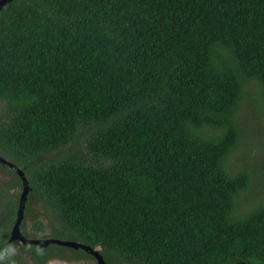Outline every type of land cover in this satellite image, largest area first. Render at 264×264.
<instances>
[{
    "label": "trees",
    "instance_id": "1",
    "mask_svg": "<svg viewBox=\"0 0 264 264\" xmlns=\"http://www.w3.org/2000/svg\"><path fill=\"white\" fill-rule=\"evenodd\" d=\"M247 98L264 120V0H14L0 11V157L28 179L27 216L35 196L51 238L100 247L108 263L264 264V175L230 166L251 134ZM81 125L111 166L46 159ZM250 192L260 202L239 214ZM52 247L23 252L46 264L67 250Z\"/></svg>",
    "mask_w": 264,
    "mask_h": 264
},
{
    "label": "rangeland",
    "instance_id": "2",
    "mask_svg": "<svg viewBox=\"0 0 264 264\" xmlns=\"http://www.w3.org/2000/svg\"><path fill=\"white\" fill-rule=\"evenodd\" d=\"M3 107L4 103L1 102L0 121L2 120L1 118L6 117L4 109L2 110ZM258 110L259 103L250 102L247 98L245 101L244 109L240 113V120L244 125V128H246V130H248V133L251 134L249 135V140L244 142L242 150L240 149V151L235 154L234 158L230 162V166L233 171H238L239 169H241L242 160L243 164L246 167L245 169L256 170L258 168L264 175V135L259 134L258 131L263 130L257 128L260 123H263L262 121L264 120L259 118ZM91 136L92 130L88 126L81 125L78 137L74 142H71L64 147L57 149L50 155H46V159H58L71 153L69 155H71V158L74 160L76 159L73 157L76 156L77 159L86 161L89 164L99 165L102 167L111 166L112 161L103 160L89 153L87 144ZM242 153L244 155L240 159V155ZM38 162L42 163L43 159L38 160ZM260 184L264 189V177H260ZM22 191V183L19 181L16 175L11 174L0 165V194L2 196V198H0V239L4 240V243L9 240L10 232L12 236L14 225L13 222L9 223L7 218L3 219V216L7 214V211L5 210L3 205H6V203H8L9 201H15L17 199L19 200L21 193H23ZM31 198L32 214L38 217V220L42 222L45 227L44 236L49 238L51 235H53L54 227L56 226L49 222V215L42 201L35 196H32ZM260 199L261 195L257 194L256 192H250L246 195H243L242 199L240 200L241 204H239L238 213H245L254 205L255 202L259 201ZM33 223L34 221L32 219H29L26 223V226H24L23 231L25 233L29 232L28 236L30 238L38 239L39 235H37V233L32 230ZM59 238L63 240L66 239L65 236H59ZM65 253H67L65 255L67 259L65 256H63L61 259H54L49 261L48 264H97L91 258L88 260L80 259V261L78 260V262H72L69 259L70 257H73L71 256L72 252L67 250ZM6 255L9 257L6 261L7 264L8 262H16L17 264H35V260L33 258L34 254L32 252L27 254L22 253V247L20 245H18V247H16L13 252L6 250Z\"/></svg>",
    "mask_w": 264,
    "mask_h": 264
},
{
    "label": "water",
    "instance_id": "3",
    "mask_svg": "<svg viewBox=\"0 0 264 264\" xmlns=\"http://www.w3.org/2000/svg\"><path fill=\"white\" fill-rule=\"evenodd\" d=\"M14 0H0V11H2L10 2ZM0 163L7 164L9 165L12 169H14L16 172L20 174L22 177V180L24 182V190L20 198V204H19V209L17 212V222L13 230V235L11 238V241L14 240H21L26 246H39V248H45L48 247L50 244H57L60 246L68 247V248H74V249H82L88 254L94 256L99 264H107V262L104 259L103 254L101 253V248L100 247H92L85 245L80 242L76 241H63L59 239H49V240H26L24 236L21 235L20 233V226L22 221L24 220L25 217V208H26V203L28 201L29 193L31 192V188L29 186L28 179L25 177L24 172L17 168L15 165H13L11 162L8 160H5L4 158L0 157Z\"/></svg>",
    "mask_w": 264,
    "mask_h": 264
},
{
    "label": "flooded vegetation",
    "instance_id": "4",
    "mask_svg": "<svg viewBox=\"0 0 264 264\" xmlns=\"http://www.w3.org/2000/svg\"><path fill=\"white\" fill-rule=\"evenodd\" d=\"M0 165L2 166V165H4V166H6L7 164H3V163H0ZM10 169H12L9 165H7ZM3 167V166H2ZM5 169V168H4ZM13 171H15L14 169H12ZM9 172H10V170H8ZM11 173V172H10ZM15 175H16V177L19 179V181L22 183V186H23V190H24V182H23V180H22V177L20 176V174L18 173V172H16L15 171V173H14ZM23 192V191H22ZM21 195H22V193H21ZM21 197V196H20ZM19 201H20V199H19ZM27 204V203H26ZM18 212V211H17ZM35 218H38V217H36L35 215H33V216H30V215H26V210H25V217H24V220L22 221V223H21V226H20V233H21V235L22 236H24L25 238H26V240H32V241H36V240H49V239H55V238H51V236L48 238V237H45L44 236V232H42V233H40L38 230H36L35 229V227H34V223H33V231L34 232H36L37 233V235H39V238L38 239H32V238H30L29 236H28V233L29 232H27V233H25L24 231H23V228H24V226H26V223H27V221L29 220V219H32L33 221L35 220ZM48 220H49V218H48ZM16 222H17V214H16V216H15V219H14V221H13V230H14V227H15V225H16ZM49 222L51 223V224H53L50 220H49ZM53 225H55V224H53ZM45 228V227H44ZM13 230H12V235H13ZM11 238H12V236H11V232H10V236H9V240L8 241H6L5 243H4V245H5V250H9L10 252H13L14 251V249L16 248V247H18V245H20L21 247H22V253H24L23 252V250H24V248L23 247H28V248H37L38 250H42V249H48V251L49 252H52V253H56L55 251L56 250H53L52 248V246L53 245H56V246H59V247H64V246H60V245H57V244H50L48 247H45V248H39V246H26L21 240H14V241H11ZM60 240V239H59ZM52 247V248H51ZM64 248H67V250H69V251H71L72 253H71V256H73V257H70L69 259H70V261H72V262H74V261H76V262H78V260L80 261V259H85V260H88V259H93L97 264H99L98 263V261H97V259L94 257V256H92V255H90V254H88L87 252H85L86 254H88L89 256H82V255H80L79 254V250H82V249H74V248H68V247H64ZM67 250H63L62 252H61V256H58V257H53V258H51V259H49L47 262H46V264H48V262L49 261H51V260H54V259H61L63 256H65L67 253H65ZM82 251H84V250H82ZM33 254H35V251H33L32 252ZM25 254H27V253H25ZM91 256V257H90ZM66 257V256H65ZM85 257H87V258H85ZM66 259H67V257H66ZM106 261V260H105ZM107 262V261H106ZM107 264H112V263H108L107 262ZM121 264H124V263H121Z\"/></svg>",
    "mask_w": 264,
    "mask_h": 264
}]
</instances>
